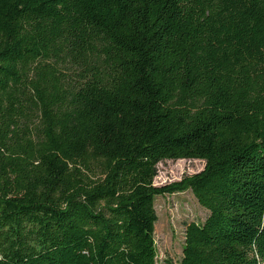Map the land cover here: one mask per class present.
<instances>
[{"label":"trees","instance_id":"16d2710c","mask_svg":"<svg viewBox=\"0 0 264 264\" xmlns=\"http://www.w3.org/2000/svg\"><path fill=\"white\" fill-rule=\"evenodd\" d=\"M186 189L178 264H264V0H0V264H156Z\"/></svg>","mask_w":264,"mask_h":264},{"label":"rangeland","instance_id":"374dc122","mask_svg":"<svg viewBox=\"0 0 264 264\" xmlns=\"http://www.w3.org/2000/svg\"><path fill=\"white\" fill-rule=\"evenodd\" d=\"M203 159H166L158 164L154 183L166 185L201 171ZM155 206L156 264H178L183 257L187 227L191 222H204L209 211L196 199L190 189L173 194L157 195Z\"/></svg>","mask_w":264,"mask_h":264}]
</instances>
